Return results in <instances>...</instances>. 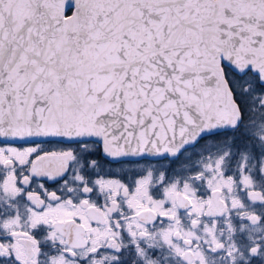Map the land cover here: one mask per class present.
<instances>
[{"label":"snow or ice","instance_id":"1","mask_svg":"<svg viewBox=\"0 0 264 264\" xmlns=\"http://www.w3.org/2000/svg\"><path fill=\"white\" fill-rule=\"evenodd\" d=\"M0 264H264V0H0Z\"/></svg>","mask_w":264,"mask_h":264}]
</instances>
